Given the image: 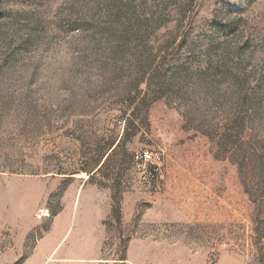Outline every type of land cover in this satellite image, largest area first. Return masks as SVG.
Masks as SVG:
<instances>
[{
    "label": "rangeland",
    "instance_id": "1",
    "mask_svg": "<svg viewBox=\"0 0 264 264\" xmlns=\"http://www.w3.org/2000/svg\"><path fill=\"white\" fill-rule=\"evenodd\" d=\"M260 152L264 0H0V264H264Z\"/></svg>",
    "mask_w": 264,
    "mask_h": 264
},
{
    "label": "trees",
    "instance_id": "2",
    "mask_svg": "<svg viewBox=\"0 0 264 264\" xmlns=\"http://www.w3.org/2000/svg\"><path fill=\"white\" fill-rule=\"evenodd\" d=\"M150 85V84H149ZM151 87V85H150ZM149 107V106H148ZM261 154H258V157H260L263 165H264V154L260 152ZM249 157H244V160L242 162V170L241 173H243V182L245 185L246 193L249 195L251 202L255 205L257 208V213L255 214V217L253 219V239L254 241H262L264 239V186H261L259 184H251L249 181L253 179V175L256 176L257 173L250 172L248 170H245ZM247 169V168H246ZM258 175H260V178L264 179V170Z\"/></svg>",
    "mask_w": 264,
    "mask_h": 264
},
{
    "label": "built area",
    "instance_id": "3",
    "mask_svg": "<svg viewBox=\"0 0 264 264\" xmlns=\"http://www.w3.org/2000/svg\"><path fill=\"white\" fill-rule=\"evenodd\" d=\"M135 161L138 164L143 178L150 176L152 170L157 172L161 165V157L152 151H144L141 154H136Z\"/></svg>",
    "mask_w": 264,
    "mask_h": 264
}]
</instances>
